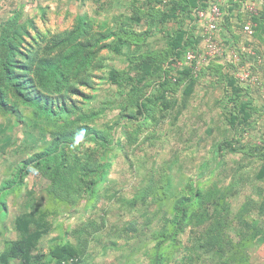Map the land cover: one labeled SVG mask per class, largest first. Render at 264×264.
I'll use <instances>...</instances> for the list:
<instances>
[{"label":"trees","instance_id":"16d2710c","mask_svg":"<svg viewBox=\"0 0 264 264\" xmlns=\"http://www.w3.org/2000/svg\"><path fill=\"white\" fill-rule=\"evenodd\" d=\"M246 1L227 0L222 5L223 20L231 21L228 17L233 16L226 15L225 4L231 2L229 10L239 11L237 23L227 24L229 38L223 42L228 46L236 43L239 60L244 64L251 59L255 65L251 70L247 69L251 77L260 82L258 78L261 76L264 82V0H261L258 15L244 10ZM106 2L92 13L79 12L73 24L60 32L42 30L34 17L24 15L22 7L0 24V114L22 120L23 110H33L35 115L53 125L50 142L19 167L13 181L1 185L3 197L21 190L29 175L40 171L51 180L48 193L55 204L67 207L70 197L78 198L82 194L85 206H92L100 188L109 181L116 158L114 152L121 146L115 130L118 127L125 129L127 120L139 122L142 117L143 124L133 139L135 143L143 130L150 129L151 125L159 126L158 123L168 117L175 126L177 119L201 92L199 82L203 78H209L205 84L207 93L211 89L209 86L220 88L217 105L231 131L241 137L248 135L250 130L260 134L259 145L253 140L243 143V138L221 139L215 145V156L217 152L222 157L223 153H233L258 159L261 166L256 179L264 181V134L258 125L260 114L264 117V83L260 86L256 85L257 82H250L255 87H246V82L238 77L239 73L224 67V59L220 57L209 59L205 69L198 67L197 60L185 62L187 52L200 54L204 41V26L202 35L196 34V25L204 23L199 12L209 9L217 0ZM122 6L125 9L120 11ZM45 14H42L44 22ZM249 22L253 24V46L247 47L253 53L242 50L248 40L242 33L243 27ZM218 33L219 30V41ZM158 35L165 39V45L159 46L151 40ZM223 42L219 41L221 45ZM104 53L125 56L126 66L122 69L107 66ZM227 63L235 66L232 64L236 62L229 60ZM106 68V82L119 89L120 103L117 105L122 108V123L99 127L95 122L100 119L101 112L77 116L79 106L75 98L90 101L92 96L82 88L94 90L95 73ZM88 142L94 147L86 153L83 148ZM147 180L139 193L142 201L151 198L157 204L159 202L158 210L168 205L172 216L167 218L165 229L151 235L154 245L148 253V264H168L173 252L179 249H190L192 254L188 261H195L193 257L197 248H210L223 254V244L226 243L235 250L230 254L237 255L236 264H247L243 256L249 244L247 234L240 236L236 246L226 239L227 222L222 216L230 195L226 188L214 185L204 190L198 185L192 187L191 182L188 195L176 194L174 179L169 173L162 176L161 184L153 175ZM248 200L253 202L252 198ZM130 203L134 205L136 199ZM209 205L213 208L211 213ZM3 207L6 209L5 202ZM47 216V212L35 206L15 218L18 237L6 241L0 264H74L80 250L69 240L57 239L47 253L41 254L40 243L48 234ZM208 220H212L208 223L210 225L199 233V237L206 238L205 242L193 244V236L188 237L187 243L183 240L187 229L193 230ZM257 237L256 232L250 236L251 239ZM218 245L222 247L220 250L216 249Z\"/></svg>","mask_w":264,"mask_h":264},{"label":"rangeland","instance_id":"374dc122","mask_svg":"<svg viewBox=\"0 0 264 264\" xmlns=\"http://www.w3.org/2000/svg\"><path fill=\"white\" fill-rule=\"evenodd\" d=\"M104 1L108 3L116 0H0V24L22 7L24 15L34 17L42 30L60 32L73 24L79 12L92 13ZM124 9L123 6L119 8L120 11ZM44 13L45 22L42 17ZM151 40L158 45H165V39L159 35ZM251 41L252 38H248L244 46L252 48ZM223 47L225 53L220 58L224 59L225 64L222 65H226L224 67L230 71L241 73L255 66L251 59L244 64L240 59L232 64L235 66H230L227 63L230 60L229 52L236 50L238 46L232 43ZM204 48L203 41L200 54ZM126 50L127 48L124 49L125 56ZM104 55L107 66L118 69L126 66L125 56L110 53ZM206 63L208 62H198V67L205 69L208 67ZM107 71L106 68L95 73L96 79L92 84L94 90L82 88L87 95L92 96L90 101L83 102L80 98H75L79 106L77 116L93 111L101 112L100 119L95 122L99 127L122 123V108L117 105L120 103L119 89L106 82ZM258 79L260 82L256 85L261 86L263 78L260 76ZM208 80L203 78L199 82L201 92L193 99L191 107L177 119L175 126L170 123L171 117L159 120V126L151 125L150 129L143 130L135 143L133 139L143 124L142 117L139 122L127 120L125 129L118 127L115 130L114 134L121 146L114 152L116 158L113 160L109 181L100 188L92 206H85L82 194L78 198L70 197L67 207L55 204L48 193L51 180L40 171L32 172L21 190L11 192L6 198L0 192V255L5 249L6 241L18 237L15 218L36 206L49 214L46 218L48 234L40 243L41 254L47 253L55 240L63 239L69 240L80 250L74 264H148V253L154 245L151 235L165 229L167 218L172 216L168 205L158 210L159 202L157 204L151 198L143 202L139 193L151 175L161 184L162 176L169 173L173 176V191L176 188V194L188 195L191 182L192 187L198 185L204 190L211 189L214 185L226 188L230 193L225 214L222 215L227 222L226 239L236 246L240 236L247 234L249 244L243 254L247 264H264V205H261L264 201V181L256 179L261 161L233 153H223L222 157L217 152L218 155L215 156L214 152L216 143L221 139L243 138V143L253 140L259 145L260 134L250 130L248 135L241 137L226 126L217 105L220 88L209 86L211 89L207 93L205 84ZM249 83L244 85L255 87V84ZM22 112V120L0 114V188L5 181H13L19 167L52 139L51 123L35 115L33 110ZM260 118L264 120V117L260 114L258 122L264 134V121L260 122ZM92 147L94 144L88 142L83 151L89 153ZM250 198L253 199V204L248 200ZM135 199L134 205L130 203ZM4 202L6 209L3 207ZM212 210L209 205V213ZM211 222L212 220H208L206 224L192 228L193 230L187 229L183 240L187 243L188 237L193 236L195 240L191 243L197 241V245H200L205 242L206 238L199 237V233ZM254 232L258 237L251 239ZM223 247V254L210 248H197L193 257L195 261H188L192 254L190 249H179L173 252L168 264H236L237 255L230 254L235 252L233 247L227 243ZM221 248V245L216 247L217 250Z\"/></svg>","mask_w":264,"mask_h":264},{"label":"built area","instance_id":"2783aa9c","mask_svg":"<svg viewBox=\"0 0 264 264\" xmlns=\"http://www.w3.org/2000/svg\"><path fill=\"white\" fill-rule=\"evenodd\" d=\"M226 1L227 0H217V2L212 4L209 9L199 12V17L204 20L203 36L205 48L201 54H197L193 51L187 52L185 62H191L193 60L207 62L209 59L220 57L225 53L224 47L217 40V32L219 30L220 22L224 19L222 5ZM261 4V0H247L244 5V10L251 15H258ZM243 31L248 38H251L253 36V24L249 22L244 25ZM242 50L253 53L252 50L246 46L243 47ZM229 58L231 61L237 62L239 60L237 51H230ZM179 65H181V63H179ZM238 77L242 82H257L256 79L251 77L249 71L239 73Z\"/></svg>","mask_w":264,"mask_h":264},{"label":"crops","instance_id":"0c3cea01","mask_svg":"<svg viewBox=\"0 0 264 264\" xmlns=\"http://www.w3.org/2000/svg\"><path fill=\"white\" fill-rule=\"evenodd\" d=\"M227 4L224 5V10L226 12V15L233 14V16L231 15L230 17H228V18H230L231 21H229L227 18H225V20H223L221 22V24L219 25L220 28H219V33H218V39L221 42H223V41H225V40H227L229 38V36H227L228 33H227V30H226L227 24L229 22L237 23V21H238V12L239 11L237 9H235L233 11H230ZM203 26H204V23L203 22L196 25V34L197 35H202ZM242 33L244 35H246L244 32H242ZM222 44L224 45V42ZM256 45H258V44H256ZM201 47H203V42L201 43Z\"/></svg>","mask_w":264,"mask_h":264}]
</instances>
